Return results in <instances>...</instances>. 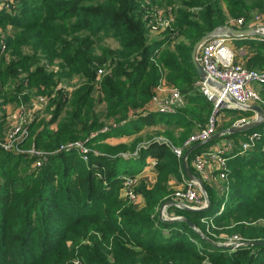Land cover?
I'll return each instance as SVG.
<instances>
[{"label":"trees","instance_id":"16d2710c","mask_svg":"<svg viewBox=\"0 0 264 264\" xmlns=\"http://www.w3.org/2000/svg\"><path fill=\"white\" fill-rule=\"evenodd\" d=\"M158 2L22 0L10 10L0 8V28L9 27L14 34H0V84L10 81L14 87L4 90L1 85L0 111L8 101L26 99L24 89H35L48 98L50 118L32 122L23 147L34 136L36 149L59 150L80 142L90 150L85 162L77 149L61 150L46 156L41 167L28 168L34 159L0 148V264H264V246L244 244L264 242V227L249 225L264 218V134L249 150L231 154L234 148L227 156L229 188L216 192L204 185L207 211L166 206L169 218H185L192 227L183 220L159 219L160 206L172 193L169 181L186 178L171 146L152 135L145 144L141 137L116 146L105 142L159 123L171 126L173 117L182 119L184 129L201 127L200 111L206 119L213 106L195 85L193 45L216 28H235L231 19L243 18L244 28L254 12L264 13V0H168L170 26L151 39ZM180 37L189 46L169 50ZM107 39L117 48L105 45ZM234 41H246L248 69L264 70V40ZM55 61L56 71L44 65ZM165 79L179 87L186 103L202 101L190 113L197 115V124L186 114L146 109ZM4 120L0 114V125ZM232 124L217 128L216 122V133ZM260 129L225 134L195 150L187 158L189 170L196 176L191 159L203 148L221 139L244 142ZM127 153L131 155L125 158ZM147 158L156 162V181L151 188L144 183L135 188L145 203L136 210L119 193ZM220 233L237 235L243 244L217 247L214 237Z\"/></svg>","mask_w":264,"mask_h":264},{"label":"built area","instance_id":"2783aa9c","mask_svg":"<svg viewBox=\"0 0 264 264\" xmlns=\"http://www.w3.org/2000/svg\"><path fill=\"white\" fill-rule=\"evenodd\" d=\"M21 1L0 0V8L10 10L12 5H16ZM261 19V17L256 18L258 23ZM171 21V16L164 17L162 12L156 10L149 27L150 34H161L170 26ZM231 24L237 29H241L243 20L239 19ZM255 29L264 33L262 25ZM233 40L232 37L226 34L217 33L211 36L198 49L196 61L201 66L204 76L202 79L198 78L195 85L206 100L212 103L213 116L204 128L198 129L191 134L183 142L182 147L172 146L165 141V143L171 146L173 153L180 160L184 151L199 142H205L216 133V120L214 117L218 111L224 108L242 111L250 106H259L264 111V102L257 90V86L264 84V70H251L239 62L232 48ZM162 84L161 81L155 90L161 89ZM26 90L24 89V91ZM230 100H233V102ZM179 102H181V95L178 90H173L167 97L160 99L153 97L150 104L155 105L159 113H169ZM44 103L45 98L42 95L34 97L33 100H19L15 104V112L12 115L14 123L10 130L7 131L5 137L0 138V148L14 154H27L28 157L34 159L35 168L41 167L46 157H43L38 152L33 142L30 143V148L26 151L21 148L29 136L30 125L34 120L37 109H39V106L44 105ZM252 114L257 116L255 112ZM245 123L247 122L244 119H240L235 121L234 125L239 126ZM261 128L263 129L261 134H264V125ZM105 130L107 129H103V131ZM261 134L252 133L246 141L242 142L240 148L245 150L247 147H250ZM157 141L159 142V139ZM233 148V141L223 139L215 143L211 149H203V151L195 153L191 159V165L196 173V178L204 185H209V183L216 182L217 180H226L227 156L232 152ZM71 149H77L82 160L87 161V155L90 150L80 142L61 146L59 151H69ZM199 181L188 180L187 178L183 180L182 187L173 194L176 207L182 208L184 206L195 210L206 207L207 194L206 191H202ZM138 184L139 180L134 177L126 179L122 186L121 192L123 197L127 198L131 203L137 200L135 188ZM224 186L223 182L222 186L219 187V191H222ZM164 218L169 219L165 214ZM242 244L241 241L237 240L232 248Z\"/></svg>","mask_w":264,"mask_h":264},{"label":"rangeland","instance_id":"374dc122","mask_svg":"<svg viewBox=\"0 0 264 264\" xmlns=\"http://www.w3.org/2000/svg\"><path fill=\"white\" fill-rule=\"evenodd\" d=\"M170 7L171 6H169L168 0H159L158 4H156V6L154 8H156L158 10V12H162L164 17H168V15L166 13L168 11H166V9L170 8ZM257 17H261L262 18L259 21V23L257 22L258 20H256ZM240 19H243V18H240ZM236 20H238V19H231L230 24L233 23ZM262 23H264V13L254 12L253 15H252L251 21L248 24H246V26L244 28L241 27V29H253V28L259 27L261 25L264 28V24H262ZM0 34H1L2 38H5V35L7 37H12L14 35L13 32H11V29L9 27L7 29L0 28ZM161 34H159V35L150 34V37H151V39H158L159 36H161ZM245 38H248V37H245ZM249 38L252 39V38H255V37L251 36ZM256 38L261 40V41L264 40L263 38H259V37H256ZM236 39H238V38H235V40ZM245 42L246 41L241 42V43H232V48L234 49L235 54L238 55L239 59H241V48H243L245 46V44H247ZM105 45H107L108 47L113 48V49L117 48V43L115 41L111 40V39L105 40ZM188 46H189V43H187V40L185 38H183V37H180V38H178L177 40L174 41V45L170 46L169 50H174V47L178 48V47H188ZM5 57L8 60H9V58H11V57H9L8 53L5 54ZM44 65L47 67L48 70L56 71L58 69L57 61H55L50 66H48L46 63H44ZM75 82H76V79H74V84H75ZM162 83H163L162 84V88H161L162 90L161 89L154 90V98L160 99L162 97H167L173 90L174 91L178 90L179 93H180L179 87L173 85L170 82H168L166 79L163 80ZM1 85L2 84H0V88H1ZM2 88H4V90L5 89L8 90V89H11V88H14V87H13V84L10 81H8V82H6V83H4L2 85ZM67 89L69 90V92L72 90L71 87H68ZM262 89H263V86H257V90H258L260 96H262ZM30 90L27 89L26 91L22 92L21 95H23V96L26 93L29 94L28 97L26 99L24 98L23 100H33L34 97L42 95V94L36 93L35 89H30ZM96 94H98V93H96ZM44 98H45L44 105L39 106V109H37V111L35 110L36 114H35L33 122L35 120L44 122V121H47L50 118V113L47 112L48 98L47 97H44ZM1 102H3V97L0 95V103ZM201 102L202 101L199 99V100H196L195 102L186 103L185 100L182 98V95H181V102H179L174 108H172V111L169 112V114H184V115L186 114L187 116H189V118L192 121L195 122L194 124H197L198 123L197 115L196 114L195 115H191L190 113L193 110H199L200 106H201ZM14 103L16 104L17 102L8 101V102L4 103V106H2L3 113L0 111V114L4 115L5 120L0 125V138L5 137L7 131L10 130L11 126L14 123L13 122V117H12V115L14 114V109H13ZM146 107H147L146 109H148V110H153V109L156 110L155 105L150 104V103H148L146 105ZM225 110H228V109H226V108L222 109V111H220L214 117L216 122H217V125H218L217 128L222 127L224 123L233 122L232 126L230 127V128H232L234 126L235 121L240 120V119H244L247 123L242 124V125H246V124H249L251 122H254L256 120V117H257V116H255L254 114H251V113H250L251 115H249V114L248 115L247 114H243V115H240V114L239 115H235L234 114L233 115L231 113H228V111H225ZM203 111L204 110H201L200 111L201 113L199 115V119L203 120L202 124L199 123L201 125V127L200 126H198V127L193 126V127H189L187 129H184V128H182V124H183L182 119H179L178 117H173V118H170L168 120V122H172L171 126L167 127V126L163 125L162 123H159L160 125L157 128H145V129H143L141 132H139L137 134H132L130 136V135H127L125 133V134H122L121 136H118V137L112 138V139H122V141H125V144H130L134 139L141 137L143 139V142H141V144H145L146 142L150 141V139H148V140L146 139V136L152 135L151 137L153 138V140H158L159 139V141H161V142L164 140L167 143H169L170 145L179 144V146H175V147H182V144L180 145V143L184 142L187 139V136L193 134L195 131H197L198 129L202 128L204 125H206L207 121H209V119L213 116V108H212V111H210V114L208 116H206V119H204ZM236 111H241V110H236ZM243 112H246V111H243ZM165 118H167V117H165ZM156 120L160 121V120H165V119H156ZM166 121H167V119H166ZM242 125H239V126H242ZM263 125H264V119H263V123H262V125L260 127H262ZM262 132H263V129L261 128L260 130H257L254 133L261 134ZM248 138L249 137H247V139ZM224 140H228V139H224ZM33 141H34V136L32 137V139H30L28 141L29 143L26 146L22 147L21 149L24 150V151L28 150L30 148L29 147L30 143H32ZM228 141H231V140H228ZM241 144H242L241 140H237L236 142H234V148L235 149L233 148L234 150H233V152L231 154H233L236 150H240L241 152H245V151L250 149V147H247L245 150H242L240 148ZM113 146H116V145H113ZM37 150H38V152H40V154H42L43 157L51 156L54 153L60 152L59 150H46V151L43 150V149H37ZM130 155L131 154L127 153V154L124 155V157L127 158ZM132 155H135V153H133ZM31 160L33 161V159H31ZM146 160H148V162L150 164H152V166H155L156 162L154 160L150 159L151 162L149 161L148 158ZM27 167L28 168H30V167L34 168V163L31 162ZM145 167L146 166H144L143 168H145ZM226 174H227V171L225 172V176H227ZM135 178H137V176H135ZM184 179L185 178H183V180ZM138 180H139V184L142 183V182H140V179H138ZM220 181L217 180L216 182H211V183H209V186L215 187L216 188L215 191L217 192V191H219V187L222 186V183L224 182L225 187L229 188V181H227V180H224V181H221V182ZM123 184H124V181H123ZM226 188H225V190H227ZM175 191L176 190L172 189V193L168 196L169 197V201H167V202L175 203V200L173 199V196H174L173 194L175 193ZM161 206H160V208H161ZM223 208H224V206H221L220 209H219V212H221L223 210ZM159 212H160V209H159ZM163 213L165 215H167L166 208L163 211ZM175 218H180V217H172V218H169V219H175ZM209 224L211 226H213L212 221ZM249 225H259V226H263L264 227V218L256 220L253 223H249ZM210 236H213V235H210ZM214 238H216V246H219V247H222V246H224V247H232L237 240L243 242L241 240V238H239V236H237V235H227L225 233H220L219 235H217Z\"/></svg>","mask_w":264,"mask_h":264},{"label":"water","instance_id":"95a60500","mask_svg":"<svg viewBox=\"0 0 264 264\" xmlns=\"http://www.w3.org/2000/svg\"><path fill=\"white\" fill-rule=\"evenodd\" d=\"M217 33H221V34H226L230 37H232L233 39L235 38H245V37H250V36H254V37H259V38H263L264 39V33L257 31L255 28L253 29H237V28H229V27H224V28H216L215 30H213L212 32L208 33L207 35H205L204 37H202L200 40H198L192 47V51H191V62L194 66V69L196 70V74L197 77L199 79H202L204 76L203 70L201 68V66L198 64V62L196 61V55L198 52V49L200 48V46L206 42L207 40H209V38ZM231 102H233V100H230ZM242 111H246V112H255L257 117L256 120L254 122H251L249 124L246 125H242V126H238V125H234L232 128L223 130L221 132L215 133L213 136H211L208 140H206L205 142H199L193 146H191L190 148H188L182 158H181V166H182V170L186 176V178L188 180H197L199 181L196 176H194L191 171L188 168L187 165V158L188 156L194 152L195 150L202 148L203 146H205L206 144L210 143L211 141L225 135V134H234V133H239V132H243L245 130L248 129H253V128H257L259 126L262 125L263 123V119H264V111L261 107L259 106H250L249 108H246ZM200 187L202 189V191H205V187L204 184L202 182L199 181ZM172 202H165L164 204H162L161 208H160V212H159V219L163 220V221H179V220H183L186 223L189 224V226L192 227V225L187 221V219L185 218H175V219H166L164 218V213L163 211L165 210L166 206L171 205ZM210 207V202L208 200V198H206V207L202 208V209H191V208H187L182 206V208L179 209H183L185 211L188 212H205L209 209ZM246 246H264V242L263 241H257V242H245L244 243ZM216 246V245H215ZM219 247V246H217ZM221 248L226 249V247L222 246Z\"/></svg>","mask_w":264,"mask_h":264},{"label":"crops","instance_id":"0c3cea01","mask_svg":"<svg viewBox=\"0 0 264 264\" xmlns=\"http://www.w3.org/2000/svg\"><path fill=\"white\" fill-rule=\"evenodd\" d=\"M234 23V22H233ZM236 28V27H235ZM251 37V36H250ZM249 38V37H248ZM240 41H243V38H238ZM244 39H247V38H244ZM252 39H257L256 37L255 38H252ZM235 40V39H234ZM233 40V42L232 43H235V41ZM248 55V50H247V47H243V48H241V59H239L238 58V55L236 54V57H237V60L239 61V62H241V63H243L244 64V62H245V58H246V56ZM13 109H14V112H15V103H14V105H13ZM152 111H156V110H152ZM157 127H159V126H152V127H148V128H157ZM221 140H223V139H221ZM164 141V140H163ZM220 141V140H219ZM107 144H109V145H111V146H113V145H117V144H123V143H125V141H122V139H112V138H109L108 140H106L105 141ZM165 142V141H164ZM127 143V142H126ZM215 143H217V141L216 142H214L211 146H209V147H206V148H203V149H211L212 147H213V145H215ZM203 149L201 150V151H203ZM149 159V158H148ZM149 161H150V159H149ZM146 162H148V160H146ZM151 162V161H150ZM156 175H157V173H156V170H155V167L154 166H152V164H150L149 162L147 163V165H146V167L145 168H143V170L141 171V173H139L138 175H137V178L138 179H140V182H142V183H144L146 186H147V188H151L153 185H154V183H155V181H156ZM168 185H169V187L171 188V189H173V190H178L179 188H181L182 187V185H183V181H177V180H175V179H171L170 181H169V183H168ZM119 195L121 196V197H123V195H122V192H121V190H120V193H119ZM133 204V206H134V208L136 209V210H140V209H142L143 207H144V205H145V203H144V199H143V197H142V195L141 194H139V193H137V200L134 202V203H132Z\"/></svg>","mask_w":264,"mask_h":264}]
</instances>
